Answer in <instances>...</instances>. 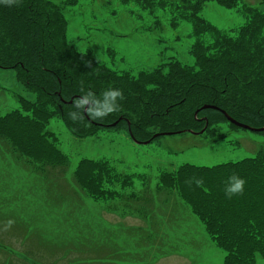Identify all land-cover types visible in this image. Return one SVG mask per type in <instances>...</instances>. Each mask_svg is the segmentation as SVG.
Listing matches in <instances>:
<instances>
[{"label": "trees", "instance_id": "1", "mask_svg": "<svg viewBox=\"0 0 264 264\" xmlns=\"http://www.w3.org/2000/svg\"><path fill=\"white\" fill-rule=\"evenodd\" d=\"M198 5L200 2L194 4L193 9L197 7V10L192 15L190 12L188 17L181 14L178 16L191 25L192 34L196 38V45L191 51L193 66L187 67L173 60L133 77L128 73L118 74L100 65L92 54L79 53L73 45L68 44L65 35L67 23L60 9L49 8L35 0H15L13 4H0V39L3 41L0 44V69L17 71L15 82L28 94L36 95L35 102L24 116L2 118L0 124L4 123L11 129L9 131L14 134L13 137L17 138V135H25V130H37L42 122L57 116L70 135L78 139L91 137L106 128L125 132L129 129L135 139L144 141L151 139L157 132L188 130L198 133L205 125L204 133L225 123L232 129H240L227 122L223 111L242 124L253 128L264 127V13L249 9L246 26L244 24L240 28L237 39L223 36L216 40L217 44L212 49L210 46L204 47L198 41L203 31L214 30L211 29L213 26L199 16L197 18L203 25L199 24L198 19L194 21L191 18L198 12ZM241 30L243 34L252 33V36L243 45L234 44L241 39ZM236 70H241L245 76L236 74ZM109 88H118L122 93V99L117 100L120 105L117 111L102 113L97 120H93L83 109L80 111L74 107L76 100L88 92L96 95V104H102V93ZM19 100L23 108L25 101L22 97ZM91 103L89 101L84 108ZM210 105L216 109H202ZM37 137L40 138L39 135ZM23 154L22 151L21 155ZM49 154V159H34L30 164L39 168H42L39 166L41 163L47 166L59 152L49 149ZM23 158L26 159L24 156ZM57 162L62 168L68 164L64 160ZM101 173L123 177L121 186L132 191L130 202H113V211L120 213L121 218L139 220L145 226L148 225L146 230L152 235H158L159 227L163 224L172 225L170 220L165 222L168 216L162 217L163 212L158 210L168 209V215L174 210L173 215L178 221L177 213L182 208L192 225L198 226L209 242L224 254L222 264H256L255 259H264V222L258 221L254 229L248 222V215L254 211L252 208L235 207L233 211L232 206L222 205L226 204L228 198L224 193L227 179L231 175H237L250 186L258 184L257 182L262 184L261 187L252 188L264 210L263 150L254 158L238 162L210 168L182 164L172 170L157 173L156 188L159 193H164L162 196L151 192L150 178L149 183L142 186L147 182L142 174L126 171L118 173L113 169L108 171L105 161L82 160L72 177L79 183L78 190L83 193V200L86 197L103 199L96 193L103 186ZM260 174L263 175V180L257 181ZM63 179H67L66 175ZM51 183L50 180L46 182L42 198L53 205L68 202L67 193H62L57 186H50ZM153 195L156 197L153 198ZM236 197L234 195L229 199L235 200ZM174 199L176 204L172 206ZM59 205L52 206V209H59ZM5 218L12 219L23 232L17 235L21 240L19 245L13 248L6 241L0 240L1 249L19 252L30 259L32 264H59L64 260L66 264L120 262L111 260V256H114L112 253L102 258L80 259L76 256L73 257L75 260L72 258L68 263L65 254H72L69 248L74 245L75 252L81 253L80 245L84 244L70 238L55 240L54 246L63 249L62 255L54 249V257L43 258L38 246L31 248L27 243V240L35 239L50 246L40 235L39 228L29 226L26 220L22 221L23 219L20 220L10 212ZM72 223L77 224V221L72 219ZM140 229L141 227L138 230ZM90 230L106 233L107 229L90 219L88 229L81 230V233ZM40 236L42 240L38 239ZM86 240H89L88 236ZM87 241L84 247L91 249L87 246ZM160 252L166 254L165 250Z\"/></svg>", "mask_w": 264, "mask_h": 264}, {"label": "rangeland", "instance_id": "2", "mask_svg": "<svg viewBox=\"0 0 264 264\" xmlns=\"http://www.w3.org/2000/svg\"><path fill=\"white\" fill-rule=\"evenodd\" d=\"M35 1L62 11L67 23L66 41L79 53L92 54L100 65L118 74L128 73L133 77L173 60L187 67L193 66L190 51L194 49L196 40L191 37L192 27L185 20L176 23L175 15L188 17L190 12L192 15L197 10V7L190 10L194 3L200 2V5L198 12L191 18L195 21L199 16L214 29L212 32L203 31L198 41L204 47L210 46L212 49L217 44L216 40L223 36H236L238 27H244L247 19L243 13L247 14L249 9L264 12V0H219L221 3L216 0ZM150 5L151 8L145 7ZM198 22L200 25L204 24L199 19ZM251 36L252 33H242L241 39L234 44L243 45ZM0 44H3L1 39ZM16 72L8 68L0 69V120L10 116H24L36 100L35 94H28L15 82ZM234 72L244 75L241 70ZM20 97L25 101L23 108ZM208 109L215 110L216 107L210 105ZM9 130L11 129L4 123L0 124V240L6 241L13 248L21 243L17 235L23 232L22 228L16 226L12 219L5 218L8 212L13 213L20 220H26L29 226L39 228L40 235L50 246L35 239H29L27 243L31 248L38 246L43 258L54 257V249L62 255L63 249L54 246L56 239L64 241L70 238L80 244L84 243L83 246L80 245L81 253L75 252L74 245L69 248L72 254H65L68 263L76 256L80 259L102 258L112 253V260L120 261L119 263L90 264H222L223 257L218 248L206 241L200 228L192 225L182 208L177 213L178 221L172 208L170 215L168 209L158 210L163 212L162 217L168 216L165 222L170 220L172 225L165 223L159 227L158 234L162 238L157 239L152 247L146 245L145 236L150 232L134 230V227L142 225L141 221L126 217L118 221L107 214L109 211L105 207L106 203L110 202L113 206V202H130L132 191L121 186L123 177L101 173L103 186L96 193L103 199H82L83 193L78 190L79 183L72 177L82 160L105 161L108 171L113 169L118 173L126 171L142 174L147 181L142 186L145 187L150 178L149 189L155 195L162 196L164 193H159L156 188L157 173L172 170L182 164L210 168L254 158L260 150L264 151V134L232 129L226 123L199 136L158 135L147 145L132 142L122 131L98 132L91 137L78 139L69 134L57 116L42 122L37 130H25L22 137L17 135L14 138ZM49 149L59 152L49 165L41 163L39 166L42 168H39L30 164L34 159H49ZM57 160L67 161L68 164L62 168ZM64 175L67 179H63ZM48 180L52 182L50 186H57L62 193H67L68 202L60 205L54 203L55 206L59 205V209H52L53 203L45 201L41 196ZM262 180L263 175L260 174L257 181ZM257 183L250 186L246 181L243 192L237 194L235 200L227 198L226 204H222L232 206L233 211L235 207L252 208L254 211L248 215V222L254 229L258 221L264 222V210L252 188L261 187L262 184ZM94 203L101 206L94 207ZM175 204L174 199L171 205ZM72 219L77 224L72 223ZM90 219L108 227V233H95L92 230L81 233V230L88 229ZM197 223L200 226L198 221ZM143 228L147 229L149 226ZM41 236L39 240H42ZM86 241L91 249L84 247ZM161 250H165L166 254ZM262 260L255 259V263L264 264V259ZM31 262L19 252L2 250L0 246V264H32ZM59 264H66V260Z\"/></svg>", "mask_w": 264, "mask_h": 264}, {"label": "clouds", "instance_id": "3", "mask_svg": "<svg viewBox=\"0 0 264 264\" xmlns=\"http://www.w3.org/2000/svg\"><path fill=\"white\" fill-rule=\"evenodd\" d=\"M8 3L13 4L15 0H0V4ZM103 103L96 104V95L91 92L83 94L75 102L74 107L83 109L87 112L93 120H97L98 117L103 114H110L119 109V103L117 102L118 98L122 99V93L118 88H109L108 90L102 93ZM89 101L92 103L89 104V107L84 108L85 104H88ZM95 105V106H93ZM82 119V116H81ZM199 183V181H197ZM245 180L242 177L237 175H231L227 179V183L224 188L225 196L231 198L234 195L240 194L244 190Z\"/></svg>", "mask_w": 264, "mask_h": 264}, {"label": "water", "instance_id": "4", "mask_svg": "<svg viewBox=\"0 0 264 264\" xmlns=\"http://www.w3.org/2000/svg\"><path fill=\"white\" fill-rule=\"evenodd\" d=\"M209 106H204L202 109H208ZM222 114L225 116V118L227 119V121H229L231 124L235 125L236 127H240V128H243V129H246V130H249V131H254V132H261L264 130V128H260V129H253V128H250L249 126L247 125H244V124H241L235 120H233L232 118L228 117L223 111H222ZM115 125V124H113ZM167 133H165L164 135H166ZM148 142H144L143 144H147Z\"/></svg>", "mask_w": 264, "mask_h": 264}]
</instances>
